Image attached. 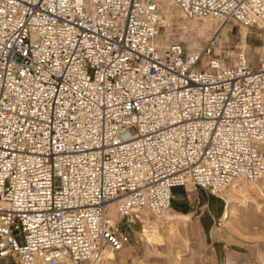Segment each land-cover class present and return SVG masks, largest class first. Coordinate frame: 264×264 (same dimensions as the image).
Instances as JSON below:
<instances>
[{
    "label": "built area",
    "instance_id": "1",
    "mask_svg": "<svg viewBox=\"0 0 264 264\" xmlns=\"http://www.w3.org/2000/svg\"><path fill=\"white\" fill-rule=\"evenodd\" d=\"M170 2L229 34L264 25V0ZM163 5L0 0V260L98 264L175 188L223 202L264 177V61L220 33L169 40Z\"/></svg>",
    "mask_w": 264,
    "mask_h": 264
},
{
    "label": "rangeland",
    "instance_id": "2",
    "mask_svg": "<svg viewBox=\"0 0 264 264\" xmlns=\"http://www.w3.org/2000/svg\"><path fill=\"white\" fill-rule=\"evenodd\" d=\"M162 19L163 32L168 39L182 43L187 49H198L217 30L215 34L220 33L232 47L244 48L253 69L264 60L263 27L233 26L229 34L228 26H218L208 19L185 20L167 0H164ZM178 189L182 193L176 197L172 191V195L185 207L175 210L172 203L171 209L185 215V222L174 218L173 234H165L161 242L151 245L141 236L144 223L129 228L121 225L119 233L127 240L121 250L113 252L116 255L112 264H261L260 258H264V190L262 196L251 197L246 205L237 204L227 222H223L225 202L192 186ZM219 210L221 213H217ZM107 216L117 222L113 207L109 208ZM0 264L14 263L0 260Z\"/></svg>",
    "mask_w": 264,
    "mask_h": 264
},
{
    "label": "bare ground",
    "instance_id": "3",
    "mask_svg": "<svg viewBox=\"0 0 264 264\" xmlns=\"http://www.w3.org/2000/svg\"><path fill=\"white\" fill-rule=\"evenodd\" d=\"M167 1L170 2V0H167ZM205 19H208V20H211L212 22H214L208 16H202L200 18H196L193 20H197V21L200 20L201 21V20H205ZM163 20L164 19H162V16H161V26L164 23ZM252 27H260V29H261V27L264 28V25L262 23H260L259 21H256ZM216 31L217 30H215L214 32H216ZM214 32H212L210 34V36ZM243 182H247V181L241 180V181L234 182V183L230 184L229 187L225 188L220 194H218V196L222 199V201L225 202V207L222 211V216H221V220L223 222H227V219H229V217L231 216V214H232V212H233V210L237 204L244 206V205H246L245 202L248 201L251 197L257 196V195L258 196L263 195V193H261V192H262V190H264V177L258 181H255V182H248L249 185H246ZM186 186H191V185L189 183H186L185 187ZM111 207L114 208V213L117 216V222H118L120 218L116 212L115 204L114 203L110 204L108 207V210ZM108 210H107V213H108ZM174 218H177V219L181 220L182 223H184L186 216L174 212L171 209V207H169V209L164 211L161 215L154 214L150 211L142 212L139 215L140 222L144 223V226H142L144 229L142 231L141 236L145 239L146 244L151 245L154 243L161 242L163 240V235L173 234L172 226H174L176 224L174 222ZM111 223H113V222L111 221ZM159 225H163L165 227H162ZM159 227H162L161 229L164 228V231L162 232ZM123 244L124 243H122V246H123ZM115 255L116 254H114L113 252H110V251L105 253L102 256L101 261L98 264H105V263L106 264H112L115 261ZM260 259L262 261L261 264H264V258L261 257ZM66 264H68V263H66Z\"/></svg>",
    "mask_w": 264,
    "mask_h": 264
},
{
    "label": "crops",
    "instance_id": "4",
    "mask_svg": "<svg viewBox=\"0 0 264 264\" xmlns=\"http://www.w3.org/2000/svg\"><path fill=\"white\" fill-rule=\"evenodd\" d=\"M181 193H182L181 190H179L178 188H175L173 190V194L176 197H178ZM172 203L174 205L175 210H182L185 207V205L178 198L174 199V197H173ZM171 208H172V204H171ZM217 213H221L220 210Z\"/></svg>",
    "mask_w": 264,
    "mask_h": 264
}]
</instances>
